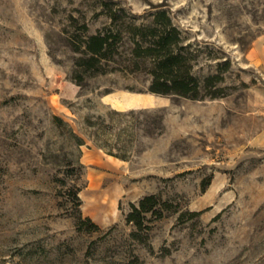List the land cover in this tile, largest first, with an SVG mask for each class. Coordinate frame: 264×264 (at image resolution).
Returning a JSON list of instances; mask_svg holds the SVG:
<instances>
[{
	"label": "rangeland",
	"instance_id": "obj_1",
	"mask_svg": "<svg viewBox=\"0 0 264 264\" xmlns=\"http://www.w3.org/2000/svg\"><path fill=\"white\" fill-rule=\"evenodd\" d=\"M108 10L135 25L166 11L224 97L148 93L123 70L126 24L120 69L77 84L71 42ZM146 196L172 208L138 230ZM0 264H264V0H0Z\"/></svg>",
	"mask_w": 264,
	"mask_h": 264
},
{
	"label": "trees",
	"instance_id": "obj_2",
	"mask_svg": "<svg viewBox=\"0 0 264 264\" xmlns=\"http://www.w3.org/2000/svg\"><path fill=\"white\" fill-rule=\"evenodd\" d=\"M106 14L110 20L108 27L89 35L87 26L83 25L85 35L77 43L71 42L74 52L79 55L75 62L78 70L74 74L77 84L84 80V74H105L120 69L119 65L118 67H112V65L118 64L122 49L127 44L123 41L118 24H126L131 30L127 38L131 47L123 70L131 73L146 72L150 76L148 93L189 100H214L224 97V90L218 87L222 80L219 75L207 76L200 80L192 74V55L183 45L184 39L181 31L172 23L166 11L157 10L148 25H135L132 21L124 20L121 23L120 20L123 18L112 10H108ZM55 119L66 126L58 117ZM162 131L163 118L159 117L157 122L148 124L146 132L151 136L161 134ZM75 140L78 147L84 144L77 136ZM108 154L123 161L127 160L124 155H115L111 151H108ZM74 196L75 206L79 210L80 200L77 193ZM170 208H172L171 204L161 202L155 196H146L137 207H133L127 216V221L132 222L138 230H141L145 215L152 214L162 217L163 212ZM77 227H86L88 230L97 228L90 219L83 220L80 215L77 217Z\"/></svg>",
	"mask_w": 264,
	"mask_h": 264
},
{
	"label": "crops",
	"instance_id": "obj_3",
	"mask_svg": "<svg viewBox=\"0 0 264 264\" xmlns=\"http://www.w3.org/2000/svg\"><path fill=\"white\" fill-rule=\"evenodd\" d=\"M105 100H106V102L109 104V103L112 102L113 98H112V97H109L108 99H105Z\"/></svg>",
	"mask_w": 264,
	"mask_h": 264
}]
</instances>
